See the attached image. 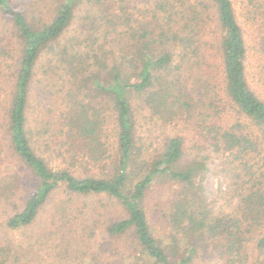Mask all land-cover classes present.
<instances>
[{
	"label": "trees",
	"instance_id": "16d2710c",
	"mask_svg": "<svg viewBox=\"0 0 264 264\" xmlns=\"http://www.w3.org/2000/svg\"><path fill=\"white\" fill-rule=\"evenodd\" d=\"M20 1L0 0L8 26L1 129L25 176L0 185L4 198H17L7 228L33 226L62 190L69 202L106 201L72 236L105 239L82 264H264V102L247 83L231 0H52L44 18ZM135 3H143L139 20ZM211 70L230 121L207 81ZM146 111L162 129L153 152L138 129ZM181 122L192 124L188 144L174 132ZM214 158L235 201L227 211L202 186ZM158 185L170 191L160 225L144 202Z\"/></svg>",
	"mask_w": 264,
	"mask_h": 264
},
{
	"label": "rangeland",
	"instance_id": "374dc122",
	"mask_svg": "<svg viewBox=\"0 0 264 264\" xmlns=\"http://www.w3.org/2000/svg\"><path fill=\"white\" fill-rule=\"evenodd\" d=\"M17 1L21 2L20 0ZM51 1L24 0L22 2L37 4L40 10L38 12L35 10L36 17L44 18L48 12L47 8L52 4ZM231 2L245 43L244 63L247 83L255 95L264 102V0L257 2L231 0ZM259 3H262V5L259 6ZM136 5L135 17L139 20L142 18L140 12L143 3ZM5 23L0 18V40H3L0 42L2 44L6 43L5 34L8 30V26ZM37 72L41 74V70ZM207 73V81L210 82L213 92L217 94L215 98L216 105L220 111H223V120L225 122L232 120L233 115H231V112H227L230 111V108L225 102L221 78L214 70ZM2 87L4 88V86ZM2 87L0 85V88ZM143 114L146 115V120H142L144 117L142 115L137 122L139 134L145 144L149 146V151L153 152L162 141V129L160 128V122L155 117L149 119V112L146 111ZM189 125L192 124L181 122L174 131L175 133H182L186 137L185 141L187 144L193 138V130H190ZM171 131V129L165 130L167 133ZM108 153L106 154L108 155ZM52 160L54 162L53 158L49 159L51 162ZM104 165H107V160H105ZM207 169L208 171L202 182L207 201L213 203L216 208L229 210L230 205L235 204V201L229 204L227 190L230 182L226 174L221 170L222 167L219 160L214 158L209 161ZM99 172H101V168L93 169V173L98 174ZM14 177L20 178V180L25 179V176L17 166L16 159L7 146L6 135L1 129L0 121V185L1 183H8ZM169 194L170 191L166 189V185H158L147 194L144 201L148 215L159 225L162 222L159 212H162L166 206ZM3 196L0 188V264H82L83 260L87 259L85 252L88 251L90 254L96 252L97 246L105 240L98 233L90 241L86 240L87 244L75 242L72 237L75 230L80 231L83 228L88 230L93 225V218L96 219L97 213L101 210L99 202L105 204L106 201L104 199L99 201L94 198L74 197L69 202L67 193L60 190L55 192L45 204L34 225L24 232H19L13 231L6 226L7 218L13 214V203L16 202L17 198L16 196H9L6 199ZM107 208L108 214L113 216L112 208L110 206H107ZM61 209H65L62 220L59 219L60 214H62ZM92 213L94 217H90ZM73 216L77 218L75 219ZM70 223L72 227L68 225ZM67 241L76 247V251L72 247V250L68 253L64 251ZM79 249L81 251L78 254L76 252Z\"/></svg>",
	"mask_w": 264,
	"mask_h": 264
}]
</instances>
